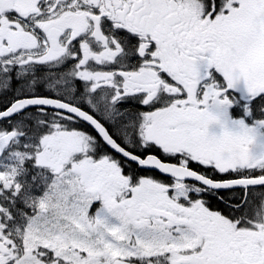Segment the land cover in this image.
Segmentation results:
<instances>
[{"label":"snow or ice","instance_id":"obj_1","mask_svg":"<svg viewBox=\"0 0 264 264\" xmlns=\"http://www.w3.org/2000/svg\"><path fill=\"white\" fill-rule=\"evenodd\" d=\"M0 264H264V0H0Z\"/></svg>","mask_w":264,"mask_h":264}]
</instances>
